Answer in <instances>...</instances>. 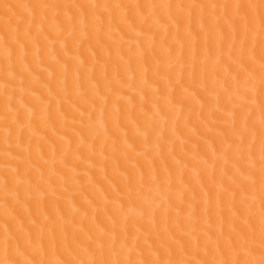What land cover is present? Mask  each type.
<instances>
[{
  "label": "bare ground",
  "instance_id": "1",
  "mask_svg": "<svg viewBox=\"0 0 264 264\" xmlns=\"http://www.w3.org/2000/svg\"><path fill=\"white\" fill-rule=\"evenodd\" d=\"M0 264H264V0H0Z\"/></svg>",
  "mask_w": 264,
  "mask_h": 264
}]
</instances>
